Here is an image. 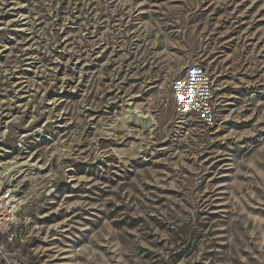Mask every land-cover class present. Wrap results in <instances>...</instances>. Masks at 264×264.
<instances>
[{
	"label": "rangeland",
	"instance_id": "rangeland-1",
	"mask_svg": "<svg viewBox=\"0 0 264 264\" xmlns=\"http://www.w3.org/2000/svg\"><path fill=\"white\" fill-rule=\"evenodd\" d=\"M0 151L26 264H264V0H0Z\"/></svg>",
	"mask_w": 264,
	"mask_h": 264
},
{
	"label": "built area",
	"instance_id": "built-area-1",
	"mask_svg": "<svg viewBox=\"0 0 264 264\" xmlns=\"http://www.w3.org/2000/svg\"><path fill=\"white\" fill-rule=\"evenodd\" d=\"M19 140L17 146L24 150L23 139ZM19 152L27 153V151ZM1 156L2 153H0ZM1 168L0 166V170ZM24 177L11 180L6 174L0 177V264H26L22 252L25 244L23 232L26 227L22 228L23 204L17 186L19 180Z\"/></svg>",
	"mask_w": 264,
	"mask_h": 264
},
{
	"label": "bare ground",
	"instance_id": "bare-ground-1",
	"mask_svg": "<svg viewBox=\"0 0 264 264\" xmlns=\"http://www.w3.org/2000/svg\"><path fill=\"white\" fill-rule=\"evenodd\" d=\"M125 120L128 121L125 122ZM125 120L123 126L126 124L130 127L136 128L139 134H142L145 130L150 131L151 128L154 126L153 118L150 116H145V117L142 116L141 112L138 109L126 113ZM21 160L22 159L18 157L4 162L3 160L0 159V166L2 167L0 170V177H3V175L6 174L7 178L11 180V179H19L23 176L34 174L31 172L35 170L36 164H32L30 159L25 161H21Z\"/></svg>",
	"mask_w": 264,
	"mask_h": 264
}]
</instances>
